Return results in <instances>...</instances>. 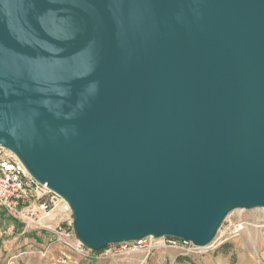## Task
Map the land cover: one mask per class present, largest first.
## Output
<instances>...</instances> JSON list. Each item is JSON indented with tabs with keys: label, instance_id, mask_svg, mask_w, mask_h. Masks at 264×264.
<instances>
[{
	"label": "water",
	"instance_id": "1",
	"mask_svg": "<svg viewBox=\"0 0 264 264\" xmlns=\"http://www.w3.org/2000/svg\"><path fill=\"white\" fill-rule=\"evenodd\" d=\"M0 146L91 252L209 247L264 209V0H0Z\"/></svg>",
	"mask_w": 264,
	"mask_h": 264
},
{
	"label": "rangeland",
	"instance_id": "2",
	"mask_svg": "<svg viewBox=\"0 0 264 264\" xmlns=\"http://www.w3.org/2000/svg\"><path fill=\"white\" fill-rule=\"evenodd\" d=\"M10 221L0 217V264H264V209L236 210L221 225L211 245L196 248L156 247L145 252L105 251L78 255L55 243L46 233H3ZM241 227V228H240ZM159 246L161 239H154ZM46 246L47 256L40 251Z\"/></svg>",
	"mask_w": 264,
	"mask_h": 264
},
{
	"label": "built area",
	"instance_id": "3",
	"mask_svg": "<svg viewBox=\"0 0 264 264\" xmlns=\"http://www.w3.org/2000/svg\"><path fill=\"white\" fill-rule=\"evenodd\" d=\"M0 213L12 221L3 233H13L14 225L22 233H46L50 243L61 246L68 252L85 255V248L75 237L72 228V212L68 203L52 192L46 184L38 183L26 170L19 158L9 149L0 146ZM162 243L153 244V238L131 243L111 245L104 249L114 255L124 251L145 252L148 255L156 247L180 248L191 245L188 242L161 238ZM193 246V245H192ZM46 246L39 252L47 256Z\"/></svg>",
	"mask_w": 264,
	"mask_h": 264
},
{
	"label": "crops",
	"instance_id": "4",
	"mask_svg": "<svg viewBox=\"0 0 264 264\" xmlns=\"http://www.w3.org/2000/svg\"><path fill=\"white\" fill-rule=\"evenodd\" d=\"M0 217H5V218H7L6 216H4L2 213H0ZM7 220L8 221H10V225H13V223H12V221L11 220H9L8 218H7ZM7 226H9V225H7ZM14 227H15V230H16V228H17V224H16V226L14 225Z\"/></svg>",
	"mask_w": 264,
	"mask_h": 264
},
{
	"label": "trees",
	"instance_id": "5",
	"mask_svg": "<svg viewBox=\"0 0 264 264\" xmlns=\"http://www.w3.org/2000/svg\"><path fill=\"white\" fill-rule=\"evenodd\" d=\"M16 232H20L19 226L17 225ZM108 248V247H107ZM106 248V249H107Z\"/></svg>",
	"mask_w": 264,
	"mask_h": 264
},
{
	"label": "bare ground",
	"instance_id": "6",
	"mask_svg": "<svg viewBox=\"0 0 264 264\" xmlns=\"http://www.w3.org/2000/svg\"><path fill=\"white\" fill-rule=\"evenodd\" d=\"M241 228V227H240Z\"/></svg>",
	"mask_w": 264,
	"mask_h": 264
}]
</instances>
